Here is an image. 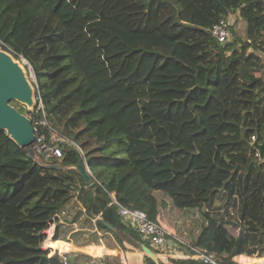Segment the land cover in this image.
Listing matches in <instances>:
<instances>
[{"label":"trees","instance_id":"obj_1","mask_svg":"<svg viewBox=\"0 0 264 264\" xmlns=\"http://www.w3.org/2000/svg\"><path fill=\"white\" fill-rule=\"evenodd\" d=\"M230 13L245 21L246 37L234 30L223 43L211 27ZM78 23L101 52L110 93L121 90L115 104L125 107L122 97L146 86L141 120L112 110L108 88L78 60L69 41ZM0 45L28 60L49 121L83 147L122 203L167 223L168 211L181 222L190 212L198 244L248 255L243 262L264 256V0H0ZM78 157L68 149L64 163ZM80 185L76 170L42 167L0 129V264H62L42 243ZM96 193L106 197L100 185L80 196L90 214ZM103 219L150 245L117 206ZM143 264L158 263L148 256Z\"/></svg>","mask_w":264,"mask_h":264},{"label":"built area","instance_id":"obj_2","mask_svg":"<svg viewBox=\"0 0 264 264\" xmlns=\"http://www.w3.org/2000/svg\"><path fill=\"white\" fill-rule=\"evenodd\" d=\"M235 16V13H230L220 18L212 25L211 33L218 41L226 43L235 39L236 34L233 30V26L236 22ZM21 58L24 64L30 65L27 59L22 56ZM33 84L35 88V103L34 106L27 111L28 113H26L33 121L36 136L35 141L31 145L35 151L36 157L31 160L35 162L41 160L48 163H57L60 161L61 157L65 156L68 149L75 148L79 156L83 159L88 173L93 177L97 185L104 188L106 191L105 194L109 197L103 207L97 208L96 211L91 214L89 213L93 223L92 226L83 225L79 221L71 219L65 207L57 211L48 223V227L45 230V238L42 243V248L47 251L49 256L57 255L61 258L62 264H68L69 255L74 248L65 247L66 244L70 243L61 238L59 234L60 228L71 227L73 230L83 231L85 233H87V231L95 232L101 237L103 232L109 228L107 225L106 227L103 225L104 211L108 207L117 206L121 221L152 244H150L151 248L157 253L160 262L173 264V260L175 259H186L189 261H200L203 264L240 263L234 259V257L238 255L230 256L229 254H219L198 243H192L181 238L160 216L152 218L145 210L127 206L122 203L114 193L108 191L104 184L96 177L92 169L91 161L87 158L83 147L74 139L61 133L51 124L44 109L43 100L39 93L38 95L36 94L39 89L37 80H35ZM35 112H41V115H37ZM252 139L255 140L256 136L253 135ZM82 187L83 185H80L76 189L75 194L78 197L83 194ZM91 234L94 233H90L87 236L88 239L90 238L88 243H92L95 239L97 240V237H92ZM126 243L128 247L123 248L124 253L120 255V263L143 264L148 257L147 252L127 241ZM257 258L258 260L253 264H264V256H257ZM97 264L107 263L104 258L101 257L98 258Z\"/></svg>","mask_w":264,"mask_h":264},{"label":"water","instance_id":"obj_3","mask_svg":"<svg viewBox=\"0 0 264 264\" xmlns=\"http://www.w3.org/2000/svg\"><path fill=\"white\" fill-rule=\"evenodd\" d=\"M28 78V74L20 61L0 45V129H6L9 136L21 148L27 150L29 158L34 159L36 154L31 147L36 137L33 121L12 104L13 100L17 99L26 103L30 109L34 106L35 88ZM263 146L264 144L259 145L261 154ZM64 160L65 156L61 157L57 163H48L41 160L37 163L46 168L60 170L74 169L81 175L83 181L90 189L97 188L96 181L88 173L80 156L77 163L74 164H66ZM107 225L111 229L121 232L131 244L147 252L148 256L153 258L158 264H165L160 262L157 253L144 241L135 238L127 231L114 228L110 224Z\"/></svg>","mask_w":264,"mask_h":264},{"label":"rangeland","instance_id":"obj_4","mask_svg":"<svg viewBox=\"0 0 264 264\" xmlns=\"http://www.w3.org/2000/svg\"><path fill=\"white\" fill-rule=\"evenodd\" d=\"M235 17H236V22L233 26V30L236 31L239 37L244 39L246 37V25L243 20H240V18H238L237 14ZM88 40H89V36L85 31V25L83 23H78V25H76L73 28V30L69 33V41L78 55V60L82 63L84 67H87L88 71L94 76V78L97 81H99L103 86L108 88L107 100L111 103L112 110H114L115 112H121L126 122H135V121L141 120L140 100L145 98L147 95L146 86L143 87V85L141 86L139 83L134 86L133 91H131L129 94H126V96H123L122 97V103L124 104L123 106L127 104L125 107L122 108L120 104H115L114 103L115 99L117 98L121 99V96L119 95V92L121 90L117 89L113 93H110V89L113 86L111 87V84L106 82L102 78L103 76H106L107 73L105 69L103 68L101 52L97 49L98 47L96 43H89ZM257 56L262 59L261 55H257ZM262 56L264 58L263 54ZM20 63L24 66L25 71H26V67H28V73L27 71L26 73L28 74V77H29L28 79L30 80L31 84H33L36 80V77H35V73L33 71L32 66L26 65V64L24 65V63L22 62ZM12 104L13 106H15L17 109H19L21 112L25 114L28 113L27 112L28 110H30V107L26 103H23L20 100H17V99L13 100ZM168 212L169 213L167 214V216H163V217L169 222L171 226L176 227L177 235H179L181 238L189 242L195 243L198 237L197 236L198 232H199L198 230L199 225H198L197 219L193 221L189 217L190 212H188V215L185 216L186 218L181 222L177 217L171 214L172 213L171 211H168ZM196 214L198 215L197 217L201 218L200 213H196ZM233 229L235 232H238L236 228H233ZM88 240H90V238ZM144 240L147 243H149L145 238ZM86 241H87V238L85 237V242ZM85 242L83 241L82 243H85ZM68 245L69 244H66L65 247L68 248ZM89 253L94 254V242L90 244Z\"/></svg>","mask_w":264,"mask_h":264},{"label":"crops","instance_id":"obj_5","mask_svg":"<svg viewBox=\"0 0 264 264\" xmlns=\"http://www.w3.org/2000/svg\"><path fill=\"white\" fill-rule=\"evenodd\" d=\"M236 14L237 13H235V15ZM240 20L242 19L240 18ZM258 54L262 55L263 53L258 52ZM86 187L87 185L82 187L83 192L85 191ZM95 199L97 203L96 208H99L105 205V200L109 199V197H107V195L106 197H103L96 193ZM65 208L68 210L69 216L71 219L77 220L83 225H87V226L93 225L90 219V216H89L90 214L88 210L83 206L80 197H78L76 194L69 201V203L65 206ZM167 224L176 232V227L171 226L169 223ZM90 233H94V234H91L92 237H95V236L97 237V240L95 239L92 241L94 242V254L89 253L91 243H86L88 242L87 236ZM59 234L62 239L70 243L68 245V248H74V250L70 253L69 257H78L80 262H82V264H97L98 258H101V257L104 258L107 264H121L120 255L124 253L123 248L128 247L126 245L127 244L126 241L127 242L129 241L122 234L125 238V239L124 238L122 239L123 244H124V247H123V245L117 239L116 232L110 228H107V230L103 232L101 237H99L97 233L95 232L87 231V233H85L83 231L73 230L71 227H61ZM85 237L87 238L86 242H85ZM83 241L85 243H82ZM195 243H198V242H195ZM244 256H248V255H245V254L238 255L234 257V259L237 262H240L241 264H253L254 262H256V260L254 261L247 260L243 262L242 260H240V257H244ZM249 257H252L258 260L257 256H249Z\"/></svg>","mask_w":264,"mask_h":264},{"label":"clouds","instance_id":"obj_6","mask_svg":"<svg viewBox=\"0 0 264 264\" xmlns=\"http://www.w3.org/2000/svg\"><path fill=\"white\" fill-rule=\"evenodd\" d=\"M83 160V159H82ZM164 221V220H163ZM106 225H107V223H106ZM108 226V225H107ZM109 227V226H108ZM110 228V227H109ZM111 229V228H110ZM115 231V230H114ZM128 243H130L129 241H128ZM150 246V245H149ZM151 247V246H150Z\"/></svg>","mask_w":264,"mask_h":264}]
</instances>
